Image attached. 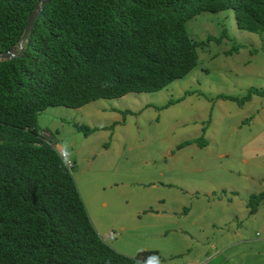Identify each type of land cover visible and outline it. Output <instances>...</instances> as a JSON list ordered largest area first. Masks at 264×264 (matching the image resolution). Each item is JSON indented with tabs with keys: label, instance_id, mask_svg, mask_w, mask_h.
<instances>
[{
	"label": "rangeland",
	"instance_id": "obj_1",
	"mask_svg": "<svg viewBox=\"0 0 264 264\" xmlns=\"http://www.w3.org/2000/svg\"><path fill=\"white\" fill-rule=\"evenodd\" d=\"M185 28L195 40L225 34L197 46L196 64L158 90L50 105L37 124L72 161L91 224L101 236L113 231L106 242L115 250H154L155 264H264V204L241 214L246 193L264 191V97L237 101L248 86H264V30L237 27L230 8L201 10ZM177 97L183 99L160 107ZM77 124L91 129L84 134ZM182 139L194 143L172 159L175 169L164 149ZM143 170L155 185L131 184ZM236 224L248 227L249 239L223 241L220 231Z\"/></svg>",
	"mask_w": 264,
	"mask_h": 264
},
{
	"label": "trees",
	"instance_id": "obj_2",
	"mask_svg": "<svg viewBox=\"0 0 264 264\" xmlns=\"http://www.w3.org/2000/svg\"><path fill=\"white\" fill-rule=\"evenodd\" d=\"M36 1L0 0V52L16 45ZM226 8L237 27L264 30V0L44 3L22 53L0 59V264H155L154 250L127 255L96 232L69 167L38 134L37 114L50 105L155 91L182 77L196 64L197 46L225 34L195 40L186 20ZM246 90L239 100L228 93L216 97L241 103L253 93L264 96V87ZM75 126L84 134L91 129ZM262 199L264 191L251 193L247 212Z\"/></svg>",
	"mask_w": 264,
	"mask_h": 264
},
{
	"label": "crops",
	"instance_id": "obj_3",
	"mask_svg": "<svg viewBox=\"0 0 264 264\" xmlns=\"http://www.w3.org/2000/svg\"><path fill=\"white\" fill-rule=\"evenodd\" d=\"M259 87H264V86H259ZM252 95H255L254 93L252 94ZM258 95H260V94H258ZM260 96H262V95H260ZM262 97H264V96H262ZM178 99L177 100H175V101H178L179 99H183V98H180V97H177ZM250 99L252 98V96H250L249 97ZM248 98V99H249ZM209 100H211V99H209ZM209 100H207V102H209ZM175 101L174 102H172V103H170V104H168V105H165L164 107H168L169 105H171V104H173V103H175ZM164 104V103H163ZM242 104V103H241ZM201 105H206L204 102H203V104H201ZM260 111H261V113L263 112V106H260ZM256 110V109H255ZM259 111V112H260ZM257 113H258V110L256 111ZM251 116V115H250ZM250 116H247V118L248 117H250ZM246 119H242L241 120V122L243 123L244 121H245ZM211 121V120H210ZM210 124V123H209ZM209 124L207 125V126H209ZM39 125V124H38ZM207 126H206V128H207ZM205 131H206V129H205ZM184 139H182V140H180V141H176L175 143H171V144H169V145H167V147L164 149V153H165V155L167 156V158L169 159V163H170V165L171 166H173V168H175L176 169V167H177V165H173L172 164V161L173 160H175L176 159V157H177V155H181V153H183L182 152V150H181V148L183 147V146H185L186 144H188V143H186V144H183V145H181V146H178L177 147V144H179L181 141H183ZM190 143H194V142H190ZM173 159V160H172ZM199 169V167H197L196 168V170H198ZM199 171V170H198ZM179 173H180V171H179ZM147 174L145 173V170H143L139 175H137L136 177H135V179H133V181H132V183L131 184H134V185H142V186H144V184H143V182L144 181H146V180H153L151 183L149 182V183H147V185L148 184H151V185H155L156 184V178H154L153 176H149V175H147ZM135 180V181H134ZM194 180H196V181H200L201 180V174H198L197 175V177L196 178H194ZM170 182H174V181H170ZM171 184H176V183H171ZM142 189H144V187H142ZM235 192V191H234ZM251 191H248L247 193H246V196H244L243 198H242V202H243V210H242V213L241 214H243L246 210H247V207H246V205H245V202H246V200H247V198H248V196L251 194L250 193ZM259 192V191H258ZM225 200H228L226 197H225ZM229 200H231V199H229ZM259 204H264V199H262L259 203H258V205H257V208H256V210L254 211V212H258L259 211V209H260V206H259ZM254 212L253 213H251V214H254ZM248 213V212H247ZM249 214V213H248ZM259 221H260V223H261V225H262V227L264 228V217L261 219V217L259 218ZM221 222V220L220 221H218V223H220ZM227 230V229H226ZM248 231H249V229H248V227L245 225V226H243V225H235V227H233L232 228V232H228L227 234H225V233H223V232H221L220 231V236L222 237V240L223 241H226L227 239H230L231 240V242L230 243H232L233 242V240H236V242H239V241H244V240H246V239H249V237H248V235H249V233H248ZM101 236V235H100ZM250 239H254V240H257V241H261V237H254V238H251L250 237ZM105 240H108V239H105ZM255 245H257V244H255Z\"/></svg>",
	"mask_w": 264,
	"mask_h": 264
},
{
	"label": "water",
	"instance_id": "obj_4",
	"mask_svg": "<svg viewBox=\"0 0 264 264\" xmlns=\"http://www.w3.org/2000/svg\"><path fill=\"white\" fill-rule=\"evenodd\" d=\"M46 1L47 0H37L36 1L34 8L31 10V12L27 15L25 19L23 29H22L18 42L16 43V45H12L8 49L1 51L0 59H5V58L13 57V56H19L22 53L24 40L36 16L38 15L40 9L42 8V6L44 5Z\"/></svg>",
	"mask_w": 264,
	"mask_h": 264
},
{
	"label": "built area",
	"instance_id": "obj_5",
	"mask_svg": "<svg viewBox=\"0 0 264 264\" xmlns=\"http://www.w3.org/2000/svg\"><path fill=\"white\" fill-rule=\"evenodd\" d=\"M38 134L40 137L52 148L54 149L58 155L64 160V163L66 166H70L72 161L67 157L66 152L59 146L56 145V140L53 138V135L50 131L45 129L44 127H41L38 130ZM114 237L113 231L109 230L106 234L102 236L103 239H112ZM188 264H192L189 262Z\"/></svg>",
	"mask_w": 264,
	"mask_h": 264
}]
</instances>
